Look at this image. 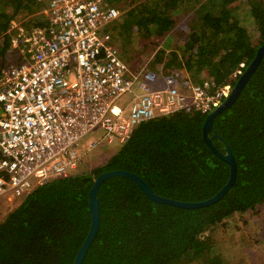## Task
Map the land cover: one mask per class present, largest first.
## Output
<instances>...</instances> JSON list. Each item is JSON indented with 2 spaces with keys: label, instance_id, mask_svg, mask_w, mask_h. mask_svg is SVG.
<instances>
[{
  "label": "trees",
  "instance_id": "1",
  "mask_svg": "<svg viewBox=\"0 0 264 264\" xmlns=\"http://www.w3.org/2000/svg\"><path fill=\"white\" fill-rule=\"evenodd\" d=\"M106 4L121 6V16L107 29L114 41L171 35L179 41L170 55H158L157 68L184 85L188 75L196 84L212 79L223 86L264 45V0ZM46 6L39 0H0L1 55L12 51L7 42L16 20H27V28L48 25ZM208 115L190 108L143 123L102 166L54 179L18 197L20 205L0 221V264H73L91 227L89 193L104 172L134 173L158 195L177 201L215 196L228 182L230 168L205 143ZM209 135L220 151L229 146L237 160L238 177L230 192L210 207L188 210L153 202L130 179L107 180L99 192V232L83 264H227L216 253L212 233L235 215L264 206V57Z\"/></svg>",
  "mask_w": 264,
  "mask_h": 264
},
{
  "label": "built area",
  "instance_id": "2",
  "mask_svg": "<svg viewBox=\"0 0 264 264\" xmlns=\"http://www.w3.org/2000/svg\"><path fill=\"white\" fill-rule=\"evenodd\" d=\"M39 1L48 25L21 34L20 64L0 72V198L10 202L71 175L92 132L121 146L148 121L190 108L210 114L246 69L241 63L223 86L208 79L181 88L176 77L121 58L104 31L120 11L105 0Z\"/></svg>",
  "mask_w": 264,
  "mask_h": 264
},
{
  "label": "rangeland",
  "instance_id": "3",
  "mask_svg": "<svg viewBox=\"0 0 264 264\" xmlns=\"http://www.w3.org/2000/svg\"><path fill=\"white\" fill-rule=\"evenodd\" d=\"M119 8L121 9V6ZM180 21L181 24L184 23L186 25L187 23V19ZM29 25L31 24L27 20L22 19L16 20L15 24L12 25L9 31L10 39L12 40L7 42L8 47L12 46V51L9 52L10 48L7 49L6 47L5 55H1L4 52L3 46L5 43L2 44V41L0 42V51L2 50L0 54V72L4 69L15 67L19 63L20 52L23 51V42L19 41V36L29 33L33 29V27L27 28ZM172 38V35L162 39L156 37L151 39L133 37L131 38L132 41L129 40L130 43L127 42L129 44L119 43L118 49L120 50L121 58L128 62L133 69L147 65L148 68L154 71L163 72L157 68L158 55L164 51L165 56H168L175 49H178L179 41L176 42ZM176 38L179 37L176 35ZM16 40L18 43L15 42ZM167 41L171 42L169 48L166 46ZM16 46L19 47V51ZM157 49H159V52L156 54ZM153 55L155 56L152 59L151 56ZM187 80L189 81L185 85L184 82L180 83L181 88L190 83H195L191 76L187 75ZM207 80H202L201 84ZM102 134V131L97 130L80 142L76 148L77 161L76 166L71 171L72 175L88 173L102 166L118 151L120 146H111L101 141ZM17 199L11 202L0 199V221L6 214L20 205L21 201L17 202ZM207 235H210V233ZM212 236L217 244L216 253L220 256L223 255V259L227 261V264H264V206L250 213L238 214L228 219L215 229Z\"/></svg>",
  "mask_w": 264,
  "mask_h": 264
},
{
  "label": "water",
  "instance_id": "4",
  "mask_svg": "<svg viewBox=\"0 0 264 264\" xmlns=\"http://www.w3.org/2000/svg\"><path fill=\"white\" fill-rule=\"evenodd\" d=\"M263 57H264V45L258 49L255 58L245 69L241 77L238 79L234 88L231 91V94L225 99V101L217 109H215L213 112H211L207 116L206 121L203 126L205 143L210 148V150L219 159L225 162L230 168V177H229L228 182L225 184V186L215 196H213L212 198L208 200H205L202 202L190 203V202L177 201V200L165 198V197L158 195L144 179H142L141 177H139L138 175L134 173L124 171V170H116V171H109V172L102 173L95 180L91 188V191L89 193L90 210H91V217H92L91 227H90L89 233L84 243L82 244L81 248L78 251V254L73 264H83L99 232L100 223H101V206H100L99 192H100L102 184L107 180H110L116 177L130 179L133 182H135L138 188L153 202L157 204L170 205V206H174L177 208L188 209V210L210 207L218 203L230 192V190L234 187L237 177H238L237 160L229 146L225 147V152H221L217 148V146L214 144L209 133L214 128L215 119L221 114H223L224 112H226L228 109H230L234 105V103L238 100L239 96L241 95L242 91L248 84L252 75L258 69L260 63L263 60ZM214 137L217 138L218 135L215 134Z\"/></svg>",
  "mask_w": 264,
  "mask_h": 264
},
{
  "label": "crops",
  "instance_id": "5",
  "mask_svg": "<svg viewBox=\"0 0 264 264\" xmlns=\"http://www.w3.org/2000/svg\"><path fill=\"white\" fill-rule=\"evenodd\" d=\"M106 7L107 8H114V7H112V6H109L108 4H106ZM115 9H117V10H119V8H117V7H115ZM120 11V10H119ZM120 16H121V13H120ZM113 24L114 23H112V24H110V25H108V26H106L105 28H104V31L105 32H110V30H107L108 29V27H111V25L113 26ZM111 34V33H110ZM132 41V40H131ZM127 43V42H126ZM113 44H114V47L120 52V50L118 49V45H119V41H114L113 40ZM17 47V50L19 51V47L18 46H16ZM16 50V51H17ZM19 53V52H18ZM22 54V52H20V55ZM121 55V54H120ZM21 57V56H20ZM20 64V61H19V63L16 65V66H18ZM15 66V67H16ZM13 68V67H12ZM7 69H10V68H7ZM137 69V68H136Z\"/></svg>",
  "mask_w": 264,
  "mask_h": 264
},
{
  "label": "flooded vegetation",
  "instance_id": "6",
  "mask_svg": "<svg viewBox=\"0 0 264 264\" xmlns=\"http://www.w3.org/2000/svg\"><path fill=\"white\" fill-rule=\"evenodd\" d=\"M222 152V151H221Z\"/></svg>",
  "mask_w": 264,
  "mask_h": 264
}]
</instances>
